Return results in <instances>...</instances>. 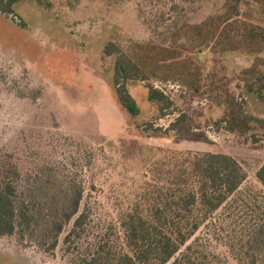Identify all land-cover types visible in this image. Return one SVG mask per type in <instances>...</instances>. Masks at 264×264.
<instances>
[{"label": "rangeland", "instance_id": "rangeland-1", "mask_svg": "<svg viewBox=\"0 0 264 264\" xmlns=\"http://www.w3.org/2000/svg\"><path fill=\"white\" fill-rule=\"evenodd\" d=\"M225 1L48 0L47 11L25 0L14 5V16L0 13V184L12 183L38 203L42 217L36 240L0 238V264H75L99 236L122 238V215L160 171L201 153L233 157L247 180L195 238L223 264H250L246 243L264 220V190L255 178L264 163V129L252 122L243 135L226 131L216 124L224 115L216 102L227 90L264 121V102L240 81L254 57L195 52L200 95L174 80L129 81L140 109L131 117L112 86L115 56L103 55L108 43L126 53L146 44L161 51L184 25L220 12ZM148 86L172 105L161 112L148 101ZM73 187L83 190L85 235L65 244V225L47 252L40 244L52 242L51 222L64 214Z\"/></svg>", "mask_w": 264, "mask_h": 264}, {"label": "trees", "instance_id": "trees-1", "mask_svg": "<svg viewBox=\"0 0 264 264\" xmlns=\"http://www.w3.org/2000/svg\"><path fill=\"white\" fill-rule=\"evenodd\" d=\"M21 1L25 0H0V13L14 16L13 7ZM29 1L50 10L48 0ZM135 49L126 53L113 43L103 49L104 56H115L112 86L119 105L131 117L139 116L140 109L127 90L129 81L174 80L200 95L201 67L193 54L204 50L254 57L242 70L240 81L247 92L264 102V0H226L220 12L184 25L169 47L158 51L146 44ZM147 89L148 101L160 106L161 112L172 105L164 91L153 86ZM216 104L224 108L216 124H224L226 131L243 135L252 129V122L264 129V121L249 116L229 91L223 90ZM159 174L157 183L148 184L137 203L122 215V238L114 233L99 236L75 264H223L195 236L239 192L247 180L244 169L229 155L201 153L187 154ZM255 178L264 190V163ZM82 196L81 187L71 188L64 214L51 222L52 242L48 246L39 243L45 251L56 248L65 225L71 224L65 244L85 235L88 217L81 211ZM38 206L20 195L12 183L0 184V238L36 240L42 221ZM246 246L250 264H264V220L256 225Z\"/></svg>", "mask_w": 264, "mask_h": 264}]
</instances>
